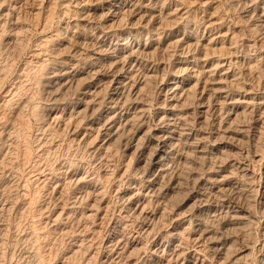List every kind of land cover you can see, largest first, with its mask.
<instances>
[{
  "label": "rangeland",
  "instance_id": "1",
  "mask_svg": "<svg viewBox=\"0 0 264 264\" xmlns=\"http://www.w3.org/2000/svg\"><path fill=\"white\" fill-rule=\"evenodd\" d=\"M117 70L132 77L123 95L148 70L161 88L134 129L183 116L169 166L180 186L167 200L142 190L147 156L131 134L108 142L89 130ZM176 78L193 90L172 113L159 103ZM263 184L264 0H0V264H264ZM139 192L153 199L150 233L128 200ZM197 221L233 248L227 260L193 238Z\"/></svg>",
  "mask_w": 264,
  "mask_h": 264
},
{
  "label": "bare ground",
  "instance_id": "2",
  "mask_svg": "<svg viewBox=\"0 0 264 264\" xmlns=\"http://www.w3.org/2000/svg\"><path fill=\"white\" fill-rule=\"evenodd\" d=\"M120 1V0H119ZM119 3V2H117ZM118 7V6H117ZM167 20V19H166ZM171 21V20H170ZM168 25V24H167ZM158 45V44H157ZM158 49V48H157ZM143 50V49H142ZM145 53H147V49H144ZM158 52V51H157ZM122 53V52H121ZM133 53V52H131ZM151 54H149L150 56ZM155 55V54H154ZM153 55V56H154ZM122 56L125 58L124 61H128L127 63H130L131 61H133L131 58L133 57L131 54H128L126 53L125 55L122 54ZM132 56V57H131ZM131 57V58H130ZM148 57V55H147ZM156 57V56H155ZM153 57V58H155ZM120 58V57H119ZM94 60V59H93ZM97 60V59H96ZM121 60V59H120ZM54 61V60H53ZM91 61V60H90ZM96 62V61H95ZM124 62V63H126ZM135 62V61H134ZM146 62V61H145ZM93 63V62H92ZM98 63H99V60H98ZM45 65V64H43ZM42 65V66H43ZM65 65V64H64ZM86 65V64H85ZM91 65V64H90ZM140 65V64H139ZM144 65V64H143ZM157 65V64H156ZM92 66V65H91ZM117 66V64H116ZM115 66V67H116ZM121 66V65H120ZM150 66V65H149ZM50 67V66H49ZM99 67V66H98ZM157 67V66H156ZM111 68V67H110ZM109 68V69H110ZM118 68V67H117ZM122 68V67H121ZM45 69V68H44ZM99 69V68H98ZM116 69V68H115ZM124 69V68H123ZM150 69V68H149ZM154 69V67H153ZM58 70V69H57ZM90 70V69H89ZM181 70V69H180ZM185 70V69H184ZM53 71V70H52ZM81 71V70H80ZM124 71V70H123ZM149 71V70H148ZM146 72L144 73V81L142 79L143 82H141V85L140 83L138 82H135V79L133 78L134 82H131L132 84L129 85V88L128 91L123 95L122 93H120L121 91H123V89H125V81H128L129 79L132 80L131 78H127L126 76L122 75V73H120V71H116V72H112L113 76H112V80L110 82V85L107 87V89L105 88V91H103V94H104V97H103V103L101 102L99 107L94 111H92V116H91V124L89 125V130L92 129L96 132V139H98V137L100 135H104L106 138H108V142H112V141H116L115 140V137H119L120 136V132L122 134L124 133H127V134H131L132 136V139L135 141V146L133 148L137 149L138 151L139 150H142L143 152V155L144 156H147L146 161L145 163L147 164V166L145 168H142L140 170H136V173H135V170H133V172L135 173V175H141L142 179H143V187H142V190H145V192L149 195H155L158 196V195H161V199L162 200H167L169 197H171V193H173L174 195V190L175 188H177V186L179 185L178 183H175L177 181H180L181 178H179L180 180H175V178H173L172 176H170L171 174V171L169 170V166L172 165L170 163H172V158L174 157V155L172 154L173 152V147L180 141V138L182 137L181 134L178 133L177 131V122L179 123V120L178 118H181L183 116L180 115V113L178 112L176 115H173L172 113L177 111L178 109H181L183 110V108H185V106L188 104V101H189V95H191L193 89H185V85L186 83H188V79H182V80H178L177 78L176 79H173V81L170 83V86L169 88L165 91L164 93V98L161 100V103H159V105L163 108H168V110H170L172 113V115H170L168 118L165 116L164 114V117L160 118L155 124L154 126H156L155 128L151 129V128H144L147 129L146 131L143 130V126L142 125H139L138 128L134 129V125H136L135 123L136 122H139L141 124V121H145V116H146V113H147V109L150 108L147 104L149 103V101L146 103V100L149 99V96L152 94L153 92V95L154 96V92L156 91V93H158V89H160L159 91H161V88H158V87H155V88H152L151 86V71L150 72ZM157 71V70H156ZM183 71V70H182ZM181 71V72H182ZM61 72V71H60ZM60 72H59V75H60ZM65 72V71H64ZM126 72V71H124ZM154 72V71H153ZM88 73V72H87ZM128 73V72H127ZM131 73V72H130ZM187 73V72H186ZM74 74V73H73ZM109 74V73H108ZM155 74V73H154ZM157 74V73H156ZM62 75H63V72H62ZM71 75V74H70ZM99 75V74H98ZM97 75V76H98ZM126 75V74H125ZM132 75V74H131ZM69 76V74H68ZM134 76V75H133ZM157 76V75H156ZM53 77V76H52ZM80 77V76H79ZM130 77V76H129ZM187 77V76H186ZM190 77V76H189ZM91 78V77H90ZM136 78V77H135ZM193 78V77H192ZM98 79V77H97ZM53 80V79H52ZM75 80V79H74ZM94 80V79H92ZM71 81V80H70ZM138 81V80H137ZM154 81V80H153ZM97 82V81H96ZM100 82V81H99ZM73 84V82H72ZM129 84V83H128ZM97 85V84H96ZM106 85V84H105ZM153 85V83H152ZM200 85V84H199ZM66 86V85H65ZM84 86V85H82ZM90 86V85H89ZM141 86V87H140ZM155 86V85H154ZM197 86V85H196ZM206 86V85H205ZM70 87V86H69ZM97 87V86H96ZM68 88V87H67ZM81 88V87H80ZM102 88V87H101ZM193 88V87H192ZM79 89V88H78ZM197 89V87H196ZM203 89V88H202ZM205 90V89H204ZM89 91V90H88ZM96 91V90H95ZM101 91V90H99ZM164 91V90H163ZM85 92V91H84ZM93 93V92H92ZM95 93V92H94ZM124 93V92H123ZM86 94V93H85ZM99 96V95H98ZM151 96V97H152ZM159 96V95H157ZM163 96V95H162ZM91 97V96H90ZM93 97V96H92ZM91 97V98H92ZM95 97V96H94ZM101 97V96H100ZM188 97V98H187ZM98 98V97H97ZM162 98V97H161ZM187 98V99H186ZM86 98H84L85 100ZM89 98H87L88 100ZM152 99V98H151ZM92 100V99H91ZM94 100V99H93ZM82 101V99H81ZM157 101H158V97H157ZM192 101V100H191ZM151 102V101H150ZM203 102V101H202ZM206 102V101H204ZM86 103V102H85ZM192 103V102H191ZM220 109H222V106L224 105L223 102H220ZM103 104H105V106H102ZM194 104V103H193ZM84 105V104H83ZM87 105V103H86ZM93 105V104H92ZM151 105V103H150ZM157 105H158V102H157ZM201 105V103L199 104V106ZM213 104H211L209 102L208 104V107L206 108L208 112L210 109H211V106ZM82 106V105H81ZM118 106V107H117ZM152 106V105H151ZM188 106V105H187ZM186 106V107H187ZM190 106V105H189ZM89 106H86L85 107V110L82 111L78 110L76 113H77V116L80 115V114H84L86 113L89 108ZM116 107L118 109H116ZM213 107V106H212ZM102 108H105V110L103 111ZM189 108V107H188ZM202 108V107H200ZM218 108V107H217ZM95 109V108H94ZM215 109V108H213ZM120 112H119V111ZM216 110V109H215ZM128 111H132V113H129ZM187 111V109H186ZM185 112V111H184ZM182 112V113H184ZM188 112V111H187ZM204 112V111H203ZM235 112V111H234ZM88 113V112H87ZM189 113V112H188ZM185 114V113H184ZM195 115V114H194ZM235 115V114H234ZM189 116V115H188ZM205 117V115H204ZM232 117V116H231ZM84 118V117H83ZM186 118V117H185ZM230 118V117H229ZM233 118V117H232ZM231 118V119H232ZM87 119V118H86ZM85 119V120H86ZM206 119V118H204ZM204 119H203V122H204ZM197 120V119H196ZM202 120V119H201ZM235 121H237V117L233 119ZM89 121V120H88ZM155 122V121H154ZM164 124L162 125V129L158 127V124ZM181 123V122H180ZM199 123V122H197ZM202 125V124H201ZM137 127V125H136ZM231 127V125H230ZM187 128V127H186ZM185 128V129H186ZM224 128V127H223ZM231 129V128H230ZM188 130V129H187ZM241 130V129H240ZM182 131V130H181ZM180 131V132H181ZM236 131V130H235ZM238 131V130H237ZM88 132V131H87ZM185 132V130L183 131ZM190 132V131H189ZM240 132V131H239ZM192 133V132H191ZM218 133V132H217ZM221 133V132H220ZM219 133V135H220ZM237 133V132H236ZM183 134V133H182ZM224 134V133H223ZM222 135V134H221ZM226 135V134H225ZM241 135V134H240ZM128 136V135H127ZM215 136V134H214ZM228 136V135H227ZM190 137V135H189ZM188 137V138H189ZM221 137V136H220ZM213 138V137H212ZM236 138V137H235ZM114 139V140H113ZM185 139V138H184ZM191 139V138H190ZM221 139V138H219ZM218 139V140H219ZM226 139V138H224ZM193 141V140H192ZM224 141V140H223ZM107 142V141H106ZM128 142V140H127ZM126 142V143H127ZM191 142V141H190ZM218 142V141H217ZM216 142V143H217ZM221 142V141H220ZM230 142V141H229ZM231 142H234V141H231ZM199 143V142H198ZM244 143V142H243ZM107 144V143H106ZM131 144V143H130ZM187 144V143H186ZM230 144V143H229ZM238 143H236L235 145L237 146ZM92 145V144H91ZM180 145V144H179ZM201 145V144H200ZM226 145V144H225ZM188 146V145H187ZM192 146V145H191ZM233 146V145H232ZM178 147V146H176ZM225 147V146H224ZM242 147V145H241ZM219 149V148H218ZM107 150V149H106ZM225 150V149H224ZM131 151V150H130ZM175 151V150H174ZM234 151H235V148H234ZM200 152V151H199ZM228 152V151H227ZM229 152H231V150H229ZM237 152V151H236ZM242 152V151H241ZM141 153V152H140ZM177 153V152H176ZM219 153V152H217ZM139 154V153H138ZM239 154V152H238ZM173 155V157H172ZM178 155V154H177ZM183 155V154H182ZM199 155V154H198ZM208 155V154H207ZM210 155V154H209ZM217 155V154H216ZM229 155V153H228ZM241 155V154H240ZM215 156V155H214ZM220 156V155H219ZM218 156V157H219ZM252 156V155H251ZM136 157V156H135ZM186 157V156H185ZM216 157V156H215ZM221 157L223 158V156L221 155ZM220 157V159H221ZM229 157V156H228ZM257 157V156H256ZM230 158V157H229ZM233 158V157H232ZM135 159V158H134ZM141 159V158H140ZM184 159V158H183ZM187 159V158H186ZM130 160H132V158H130ZM137 160V159H136ZM190 160V159H189ZM210 160V159H209ZM212 160V158H211ZM218 160V159H217ZM223 160V159H221ZM220 160V161H221ZM231 160V158H230ZM138 161V160H137ZM204 161V160H202ZM216 161V160H215ZM130 162V161H129ZM144 162V161H142ZM176 162V161H175ZM186 162V161H185ZM184 161H182L181 163V160L179 163L183 164L185 163ZM212 162V161H211ZM132 163V162H131ZM136 163V162H135ZM149 163V164H148ZM178 163V162H177ZM189 163V162H188ZM187 163V164H188ZM210 163V162H209ZM227 163V162H226ZM129 164V163H128ZM224 164V163H223ZM221 164V165H223ZM228 164V163H227ZM235 164V163H234ZM133 165V163H132ZM149 165V166H148ZM191 165V164H189ZM211 165V164H210ZM232 165V164H230ZM237 165V164H236ZM127 166V165H126ZM200 166V164H199ZM224 166V165H223ZM227 166V165H226ZM131 167V166H130ZM148 167H151V169H149ZM128 167L125 168V170L127 169ZM217 168V167H216ZM215 168V169H216ZM228 168V167H227ZM237 168V167H236ZM130 169V168H129ZM172 169H173V166H172ZM176 169V168H175ZM174 169V170H175ZM183 169V168H182ZM188 169V167H187ZM194 169V168H193ZM200 169V168H199ZM225 169V168H224ZM234 169V168H233ZM128 170V169H127ZM126 170V171H127ZM195 170V169H194ZM211 170V169H210ZM227 170V169H226ZM232 170V168H231ZM236 170V169H234ZM179 171V170H178ZM184 171V169H183ZM187 171V170H186ZM191 171V170H189ZM207 171V170H206ZM130 172V171H129ZM173 172V171H172ZM185 172V171H184ZM204 172V171H203ZM227 172V171H226ZM180 173V172H179ZM182 173V172H181ZM210 173V172H209ZM214 173V172H212ZM224 174V173H223ZM229 174V173H227ZM226 174V175H227ZM232 174V173H231ZM178 175V174H177ZM186 175V174H185ZM185 175H182V176H185ZM204 175V174H203ZM202 175V176H203ZM128 176V175H127ZM130 176V175H129ZM174 176V175H173ZM196 176V175H195ZM205 176V175H204ZM219 176H221V174H219ZM134 177V176H133ZM187 177V176H186ZM192 177V176H191ZM194 177V176H193ZM195 178V177H194ZM217 178V177H216ZM222 178L224 179L223 175H222ZM168 179V181L166 182V180ZM197 179V178H195ZM213 179V178H211ZM210 179V176L207 175V178L204 179L205 182H208V180H211ZM193 180V179H192ZM201 180V179H200ZM203 180V179H202ZM189 181V180H188ZM203 181V182H204ZM223 180L221 181H217V179L215 180V182H221L222 183ZM225 181V180H224ZM223 181V182H224ZM227 181V179H226ZM231 181V180H230ZM166 182V183H165ZM190 182V181H189ZM193 182V181H192ZM195 182H200L199 180ZM188 183V182H187ZM225 183V182H224ZM192 184V183H191ZM169 185V186H168ZM183 185V184H182ZM185 185V184H184ZM203 185V184H202ZM207 185V184H206ZM215 185V184H213ZM212 185V186H213ZM217 185V184H216ZM180 186V185H179ZM200 186V185H199ZM210 187V186H209ZM223 187V186H222ZM239 187V186H238ZM181 188V187H180ZM227 188V187H226ZM237 188V187H236ZM235 188V189H236ZM184 189V188H183ZM233 189V188H232ZM238 189V188H237ZM240 189V188H239ZM177 190V189H176ZM179 190V189H178ZM185 190V189H184ZM191 190V189H190ZM224 190H225V187H224ZM230 190V189H229ZM243 191V190H242ZM242 191H237L238 195L242 196L241 192ZM144 192V194H145ZM228 192V191H227ZM234 192V191H233ZM236 192V191H235ZM141 192L137 193L136 195H133L130 199H128L130 202H132V200H136L135 202H137V205L135 206L134 208V214H136V217L137 215L142 217L144 219V227H143V231H146L147 233H150L151 231V227L148 223H146L148 220H152L155 218V215L157 214H153L154 212H150L151 214L153 215H149L147 214L146 210L148 209H145L147 208L146 206H150L152 205L150 201H152L151 199H149L150 201H143V200H140V194ZM147 194H145L147 196ZM235 194V193H234ZM237 195V194H236ZM263 195L264 197V184L262 185V192H261V196ZM150 196V197H151ZM176 196V195H175ZM193 196V195H192ZM200 196V195H199ZM198 196V197H199ZM220 196H223L220 194ZM149 197V198H150ZM153 197V196H152ZM262 197V198H263ZM146 198V197H145ZM139 199V200H138ZM144 199V197H143ZM171 199V198H170ZM176 199V198H175ZM264 199V198H263ZM147 200V199H146ZM185 200V199H184ZM127 201V202H129ZM161 201V200H160ZM173 201V200H171ZM157 202V201H156ZM154 203V202H153ZM163 203H165L163 201ZM156 204V203H155ZM160 204V202L158 203ZM168 204V202H167ZM135 205V204H134ZM165 205V204H164ZM173 205V203H172ZM158 206V205H157ZM229 206V205H228ZM131 207V204H128V209H130ZM151 207V206H150ZM149 207V209H150ZM163 208V207H162ZM161 208V209H162ZM165 208V207H164ZM171 208V207H170ZM131 209H133L131 207ZM130 209V210H131ZM169 209V208H168ZM151 210V209H150ZM159 210V209H158ZM154 211V210H152ZM166 211V210H165ZM168 211V210H167ZM171 211V209H170ZM169 211V212H170ZM173 211V210H172ZM171 211V212H172ZM132 212V211H131ZM162 212V213H161ZM160 212V214L158 213V217L160 216L161 217H164L165 214L163 212V210ZM225 214L223 215L225 218H228V217H231V218H234L235 220L236 219H239L241 220L242 218L238 217V211L237 209L235 210L234 208H231V207H227L226 208V212H224ZM133 214V215H134ZM167 214V213H166ZM191 214V213H190ZM244 214V213H243ZM242 214V215H243ZM169 215V214H168ZM196 215V214H195ZM178 216V215H177ZM157 217V218H158ZM166 217V216H165ZM159 218V220H160ZM244 218V217H243ZM137 219V218H136ZM139 219V218H138ZM142 219V220H143ZM158 220V219H157ZM156 220V221H157ZM196 220V219H195ZM153 221V220H152ZM162 221V220H161ZM165 221V219H164ZM191 221V220H190ZM224 221V220H223ZM227 221V220H226ZM234 221V220H233ZM151 222V221H150ZM225 222V221H224ZM229 222V221H228ZM143 223V222H142ZM190 223V222H189ZM196 223V222H195ZM226 223V222H225ZM237 223V222H236ZM196 227L193 228V232L190 231V233L193 234V238L195 237V239L198 241L200 240L201 241H209L210 243V249L213 250V254L218 258V259H222V260H227L228 257L230 256V254L232 253V247H228V248H225V245H226V240L225 241H222L221 239L217 238L216 235L213 233H211L210 231H208L204 225V223H196ZM228 224V223H227ZM241 224V223H240ZM143 225V224H142ZM152 225V224H151ZM191 225V224H190ZM230 225V224H229ZM189 226V225H188ZM208 228V227H207ZM189 230V229H188ZM187 230V231H188ZM189 232V231H188ZM246 233V232H245ZM145 234V233H144ZM172 234V233H170ZM248 234V233H247ZM250 234V233H249ZM249 234H248V237H249ZM215 235V236H214ZM243 235V234H242ZM246 235V234H245ZM252 236V235H251ZM175 237V235H174ZM222 237V236H221ZM245 238V237H243ZM189 239V237H188ZM128 240V239H127ZM126 240V241H127ZM122 241V240H121ZM125 241V244H122L124 245V249H128V248H132L134 247V244L131 242V241H128L126 242ZM249 241V240H248ZM230 242V241H229ZM251 242V241H250ZM208 243V242H206ZM245 243V242H244ZM249 243V242H247ZM231 244V243H229ZM249 245V244H248ZM236 246V245H235ZM247 247V246H246ZM235 248V247H234ZM135 250V249H134ZM210 250V251H211ZM236 250V248H235ZM136 252V251H134ZM175 252V251H174ZM173 252V253H174ZM236 252V251H235ZM240 255V254H239ZM214 256V258H216ZM237 256V255H236ZM157 259V258H156ZM221 260V261H222ZM226 262V261H225ZM155 264H158L157 261H155Z\"/></svg>",
  "mask_w": 264,
  "mask_h": 264
}]
</instances>
